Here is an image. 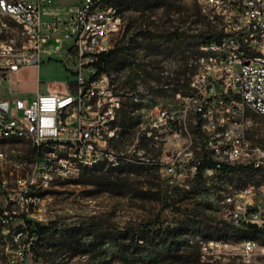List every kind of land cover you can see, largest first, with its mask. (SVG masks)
Segmentation results:
<instances>
[{"label": "rangeland", "instance_id": "rangeland-1", "mask_svg": "<svg viewBox=\"0 0 264 264\" xmlns=\"http://www.w3.org/2000/svg\"><path fill=\"white\" fill-rule=\"evenodd\" d=\"M77 3L53 0L48 6L64 14ZM117 5L125 30L107 69L122 101L117 122L110 128L117 135L110 146L118 164L83 170L70 180L33 191L37 199L27 220L51 230L28 252V232L16 234L27 228L23 218L9 221L0 232V264H244L241 237L211 239L217 227L231 224L224 215L230 208L223 203L225 195L253 186L256 204L264 209V189L259 191L264 173L235 168L217 179L208 178L211 183H171L160 166L147 163L159 157L163 145L156 147L145 131L159 134L152 124L161 109H176L183 115L185 103L176 98V89L183 96L191 93L193 61L204 36L212 31L201 15L199 0H122ZM72 62L66 71L64 62L51 60L45 66L49 76L43 80H62L58 87L64 90L67 83L72 91L78 76ZM7 84L15 94L27 97L36 92L35 72L27 70ZM248 115L253 123L247 138L264 146V118L251 111ZM194 131V115L188 114L181 138L168 135L167 149L173 153L178 141L180 159L186 147L197 155L204 141ZM0 152L8 155L0 161V209L9 211L15 181L30 171L34 152L25 141H0ZM258 242L250 264H264V238ZM217 243L232 247L201 250V244Z\"/></svg>", "mask_w": 264, "mask_h": 264}, {"label": "built area", "instance_id": "built-area-1", "mask_svg": "<svg viewBox=\"0 0 264 264\" xmlns=\"http://www.w3.org/2000/svg\"><path fill=\"white\" fill-rule=\"evenodd\" d=\"M50 1L0 0L2 75L40 68L52 58L72 60L78 72L72 91L65 85L66 92L56 89L31 99H0V133L10 132L11 141H15L14 132L32 135L34 149L31 169L15 181V194L9 196L12 207L2 221L29 216L37 199L33 191L51 187L57 174L75 171L73 157H83L85 162L116 159L110 146L114 141L110 118H118L122 101L114 90L111 72L101 71L100 66L125 30L124 14L116 15V0H78L64 14L48 11ZM199 7L212 29L208 38H213V46L208 49L219 50V57L208 56V49L195 57L191 93L176 94L185 103L183 115L176 109L158 111L152 127L159 134L150 129L145 135L163 148L157 159H147V163L160 166L171 183H194L205 150L214 163L203 172L206 183L235 168L264 173V146L252 144L246 135L253 123L249 111L264 118V0H199ZM5 14H13L16 27L2 23ZM25 28H32V36H25ZM188 114L194 115V134L203 139L204 147L197 155L186 147L184 159H180L176 149ZM168 135L178 140L173 153L167 149ZM7 156L0 152V161ZM5 183L3 187L8 188ZM262 189L264 186L259 187ZM256 195L253 186L225 195L223 203L230 206L225 218L236 226L264 228V209L256 204ZM17 206L19 210L14 209ZM36 240L32 237L30 244ZM231 247L201 244L203 253ZM258 248L259 243L240 244L244 264L252 262Z\"/></svg>", "mask_w": 264, "mask_h": 264}, {"label": "trees", "instance_id": "trees-1", "mask_svg": "<svg viewBox=\"0 0 264 264\" xmlns=\"http://www.w3.org/2000/svg\"><path fill=\"white\" fill-rule=\"evenodd\" d=\"M121 1L122 0H117L115 3L116 6H118L117 4H119ZM204 38L205 39L208 38V35H205ZM115 52H116V50L113 49L108 55L104 56V58H103L104 63H103V65L100 66L101 71H108V69H107L108 62H109L111 56ZM176 92H179L178 88L176 89ZM33 152H34V149H33ZM213 166H214V163L211 160L207 159V155H206V152L204 150L203 159H202L201 165L199 166V176H198V180L196 181L197 185L201 184V182L203 180L204 170L208 167H213ZM230 170H232V169H230ZM9 205H11V204H9ZM5 211H6V209L5 210L0 209V232H2V229L5 228L7 223H9V222L4 223L2 221V217L4 216ZM23 220H24L27 228H22V229L18 230L16 232V234L24 233L25 231H27L30 239L32 237H37V240L33 241L31 244H30V241L27 242V244H30L28 252H33L34 247L37 244H41L45 240V238L47 237V235L49 234L51 229H50V227L41 226L38 223H34V222L27 220L26 216H23ZM230 234L232 236L241 237L242 238L241 242L247 241V240H255L258 242L259 238H264V228H260L255 224H247V225H243V226H236L233 224H229L226 226V228L217 227L215 229L214 238L211 240H225L226 241V240H228L227 237Z\"/></svg>", "mask_w": 264, "mask_h": 264}, {"label": "bare ground", "instance_id": "bare-ground-1", "mask_svg": "<svg viewBox=\"0 0 264 264\" xmlns=\"http://www.w3.org/2000/svg\"><path fill=\"white\" fill-rule=\"evenodd\" d=\"M116 15H121V12L118 10L117 6H116ZM2 23H4L6 27H16V20L13 18V14H5V16H2ZM25 36H32V28H25ZM210 46H213V38H206L201 43L198 53L196 54L195 57L201 56V51L208 49V47ZM208 56L219 57V50L208 49ZM116 122H117V118H110V128L114 126ZM116 136L117 135L114 136V140ZM14 140L25 141L32 144V135H23L22 132H14ZM0 141L3 142L11 141V133L10 132L0 133ZM103 164H110L112 166H116L118 164V159L116 157L114 162H111L110 160H106V159H93L85 162V159H83V157H73L72 170H75L80 174L81 171L83 170L94 169ZM75 171H68L66 172V174H57V181L70 180L76 177ZM3 222L7 223L8 221H3ZM251 243H257V241L247 240L242 242V244H251ZM217 245H219V243H217Z\"/></svg>", "mask_w": 264, "mask_h": 264}, {"label": "crops", "instance_id": "crops-1", "mask_svg": "<svg viewBox=\"0 0 264 264\" xmlns=\"http://www.w3.org/2000/svg\"><path fill=\"white\" fill-rule=\"evenodd\" d=\"M52 1L53 0H51L50 2H52ZM47 9L50 12L54 11V9L49 8V6H47ZM50 44L54 45V41H51ZM53 59H56V58L45 60L40 68L28 67V68L21 70L18 73H14L10 77H8V76L6 77L0 73V99H12L15 97H22V98L26 97L24 95L20 96V95L15 94L13 92V89L7 84V81L11 80V78H14V77L21 75L22 73L26 72L27 70H30L31 72H35V80L37 82V88H36L35 93L28 95L25 99H31L40 93H47L49 91H54L56 89H60V87H58L59 86L58 83L61 82L62 80H59V82H57V83L52 81L54 79H51V81H49L48 83H46L43 80L44 77L49 76V73L47 71V68H45V66L52 64V63H50V61ZM56 60L57 61L59 60V61L65 63L64 68L66 71H67V68L71 69V67L69 66V63L67 61H65L64 59L60 58V59H56ZM67 73H68V75H70V72H67ZM65 85H67V83H65Z\"/></svg>", "mask_w": 264, "mask_h": 264}]
</instances>
